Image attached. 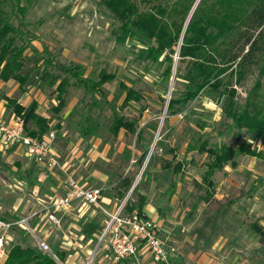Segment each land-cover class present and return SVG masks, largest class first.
Wrapping results in <instances>:
<instances>
[{
    "label": "rangeland",
    "instance_id": "1",
    "mask_svg": "<svg viewBox=\"0 0 264 264\" xmlns=\"http://www.w3.org/2000/svg\"><path fill=\"white\" fill-rule=\"evenodd\" d=\"M133 1L140 11H145L154 4H165V0ZM20 6L26 8L24 21L29 35L34 37L31 39L28 34L22 36L21 41L28 43L26 55H31L35 49L46 57L43 50L47 49L58 63L81 65L84 76L92 80L97 79L102 69L115 76L113 81L105 83L100 92L94 95L76 86L75 80L70 79L66 105L58 114L51 111L55 104L54 86L32 90L34 93L30 97L33 98L38 93L48 101L45 103L49 108L41 107L39 113L48 116L50 129L55 133V151L61 156L68 152L70 154L73 148L72 156L80 152L73 177L77 179L78 174H83V181L85 168L89 167L107 172L108 175L114 174L113 182L118 176L134 177L133 184L137 185L144 165L154 150L155 158L149 169L152 179L139 185V193L145 195L147 204L153 205L155 211L160 210L170 222L167 223L166 230L169 233H164V238L167 240L166 250L175 260L174 264H195L188 258V254L193 252L205 253L214 263L264 264V243H260L251 230V225L255 223L264 229V143L260 145L262 149L256 159L245 156L235 159L236 166H241L242 171L237 167H227L225 171L215 172L214 196L207 201L200 200L206 191L201 183V174L208 157L196 151L185 155L184 150L191 141L208 133L212 126L218 125L222 118L220 104L200 96L173 116L167 117L166 104L174 86L176 92H181L184 89L183 83L173 80L170 88V81L168 85L162 82L161 66L139 58L141 46L138 43L129 39L119 42L118 22L105 10L100 0H21ZM14 24H17L16 20ZM244 79L242 87L234 86V102L237 105L247 100L250 103L264 102V52L259 54L257 66ZM223 81L225 84H233V77L227 74ZM120 83L140 94L141 99L129 101L121 108L125 95L119 88ZM11 87L12 85L0 87V98L5 96L4 89L9 90ZM19 95L20 90L11 98L18 99ZM50 99L54 102H50ZM9 111L6 109V112ZM114 111L136 120L139 129L145 130L144 137L150 143V150L141 169L134 163L140 152L134 147L135 136L121 130L116 137H112L108 130ZM95 123L97 128L94 135L84 136L82 128ZM149 124H156L155 132L147 129ZM26 128L29 130V127ZM241 136L246 138L244 134ZM242 137L234 131L222 137L207 135L201 141L206 139L211 145L222 142L236 148ZM157 142L161 143L162 150L156 146ZM126 147L132 153L128 161H123L121 153ZM90 148L97 154L100 153L103 159L93 155L80 163L81 159L87 157ZM162 160L183 162L181 170L175 176H168L162 168ZM8 162L4 163L0 159V165L26 164L21 155H15ZM35 164L38 165L36 161ZM8 178V181H12L10 174ZM171 181L175 187L169 190ZM90 185L96 186L94 181ZM109 192L105 190L108 197ZM130 194L131 192L129 196ZM116 202V206L121 203ZM193 206L196 207L195 210H192ZM107 220L104 217V225ZM90 224V220L80 224L78 235L82 233L83 237L75 238L73 234L76 232L72 231V235L66 232L68 221H64L63 232L57 231L51 236L52 244L46 243L50 249L47 254L57 264H135L130 260L122 262L112 258L107 251V241L102 238L104 225L99 228L96 237H92L94 229ZM64 236L67 237L64 239L66 242L80 246L63 250L59 246ZM27 240L28 246L34 247L31 242L35 240L29 232ZM213 242V247L210 248ZM56 250L64 252L63 262L54 256ZM172 252L175 253L174 256ZM147 261H150L148 257L143 258L141 264Z\"/></svg>",
    "mask_w": 264,
    "mask_h": 264
},
{
    "label": "trees",
    "instance_id": "2",
    "mask_svg": "<svg viewBox=\"0 0 264 264\" xmlns=\"http://www.w3.org/2000/svg\"><path fill=\"white\" fill-rule=\"evenodd\" d=\"M20 3L21 0H0L1 81H13L22 94L31 88L54 86L55 105L51 107V111L58 114L66 105L70 79H74L76 86L92 95L100 92L105 83L115 79L113 73L102 69L97 79L92 80L84 76L81 65L58 63L47 49L43 50L46 57L35 49L31 55H26L28 43L21 39L23 35H29V32L24 21L26 8L20 6ZM100 3L118 22L119 42L129 39L138 43L141 46L138 51L139 58L162 67L163 83L168 85L173 71V80L183 83L184 89L181 92H176L174 86L171 98L166 104L167 117L173 116L200 96L220 104L222 118L218 125L212 126L208 133L191 141L184 150L185 155L197 151L208 157L206 170L202 174V184L206 191L205 196L200 198L207 201L213 194L211 176L214 170L221 169L226 164L235 165V159L239 155H260L251 149L246 140L232 148L222 142L211 145L206 139H201L207 135L222 137L241 129L264 139V110L251 111L248 100L242 108L234 102V86L240 85L244 77L252 72L257 66L259 54L264 52V0H165V4H154L145 11H140L133 0H100ZM14 20L17 21L16 25ZM29 37L34 39L32 35ZM227 74L233 77V84L224 83L223 78ZM119 88L125 95L121 108L129 101L141 99L140 94L124 83H120ZM2 99L6 102V109L20 117L25 127L32 125L31 129L26 128L28 135L41 138L51 130L49 120L38 114L36 101L32 100L27 106H23L14 98L4 96ZM96 128V123L86 126L82 128V134L91 137ZM147 129L155 132L156 124H149ZM108 130L112 137H116L121 130L135 136L134 147L140 152L134 163L141 169L150 150V143L144 137L145 130L139 129L136 120L115 111ZM156 146L162 150L161 143L157 142ZM131 153L129 148H124L121 153L122 160L128 161ZM153 153L154 150L144 165L139 182L124 204L125 212L143 214L146 197L139 193V185L152 179L149 169L155 158ZM162 162V168L171 177L181 170L183 163H173L171 160ZM113 176L114 174L110 175L108 195L122 202L132 187L134 177L118 176L113 182ZM173 186L172 182L171 187ZM11 229L21 236L22 244H15L10 248L4 264H57L49 254L41 252L35 246H28L26 230H21L18 226H12ZM251 230L263 244L264 229L255 223L251 225ZM54 256L60 262L64 261V252L56 250ZM171 262L174 264L172 258Z\"/></svg>",
    "mask_w": 264,
    "mask_h": 264
},
{
    "label": "crops",
    "instance_id": "3",
    "mask_svg": "<svg viewBox=\"0 0 264 264\" xmlns=\"http://www.w3.org/2000/svg\"><path fill=\"white\" fill-rule=\"evenodd\" d=\"M243 82L245 83V79L241 82L240 84L241 87L243 85ZM13 83L14 82L11 80L7 82L0 80V87L3 86L4 88V87H10L12 85L11 89L9 90L4 89L5 91L4 95L6 97L11 98L16 91H19L18 85L16 83L15 84ZM32 90L35 91V88H31L28 92L24 94L20 93L18 99L16 100L23 106H27L32 100L36 101L38 106L37 107L38 114L48 119V116L39 113L41 107H45L47 109L49 108V106L47 107L45 103L48 101L38 93H36L33 96V98L30 97L34 93L32 92ZM50 100H51L50 102H54L52 99ZM5 104H6L5 100L0 98V120L8 121L14 113L11 110L9 112H6ZM248 104H249V109L251 111L254 110L255 112H259L260 110H264V102L255 101L250 103L248 101ZM54 105L55 104H53V106ZM245 105L246 102H242L239 103L238 106L239 108H242ZM27 127L31 129L32 125L28 124ZM236 133L239 135V137H242L241 134H244L246 138L242 137L243 139L241 141L246 140L247 142H249L251 149H254L256 152H259L260 154V150L262 149L260 145L264 143V139L255 137L251 132H249L246 129H241L240 131H236ZM74 149L75 148L70 150L71 152L70 154L68 152L66 154L67 156L65 154L61 156L54 149L55 153L58 154L59 157H62L60 159L61 163H66L68 165L67 172L73 175L74 173H76L75 171L76 168H74L75 163L78 161L77 159L80 156L79 154L80 152L75 154V156L71 155V153L74 152ZM15 155H21L25 159L26 164L20 166L18 164L12 166H9L10 164L3 165L5 162L9 163L8 161ZM93 155H96L97 157L103 159V156L100 153L97 154L94 149L90 148L88 150V153L86 154L87 157L81 159L80 163L85 162L87 158L89 157L91 158ZM241 156L244 157L245 155H239L237 157H241ZM245 157H250L253 159L257 158L253 156L252 157L245 156ZM0 159H3L4 162L2 165H0V218L1 219L9 222L19 221L20 219H27V224L33 230L34 234L38 238L43 240L45 243L48 242L49 244H52L51 236L54 233H56L57 231L63 232L62 223L64 221H68V228L65 229L68 234L72 235V231L77 233V234L76 233L73 234V237L75 238H77V236H79V238L83 237L82 233H79L78 235V232L80 231V228L78 226H80V224L84 223L85 221L90 220L91 223H93V226H91L94 229L91 233L92 237H96L97 232L100 231L99 228L100 229L103 228L105 216H103L99 211H96L93 208L88 209L87 212H85L84 214L78 213L76 210H73L72 212L68 213L62 218L59 226H55L51 224L47 219L48 213L45 209H43L42 204L46 203L49 198L60 196L64 193L66 189V179H67L66 174L64 172H61V170H52L48 172L45 176H41L42 171L37 164L34 165L35 161L31 158L26 157L23 150L15 146H12L3 151L0 150ZM227 167H233V168L237 167L239 171L243 170L241 166H236V164L235 165L226 164L221 169H216L213 171V174L211 176V181L213 182V184H214L213 176L215 172L222 171L224 169L227 170L226 169ZM85 169L86 172H84L85 173L84 180L81 181L83 178V174L82 175L78 174L77 179L80 181V183L89 187H92L90 185V182L94 181V183L96 184L95 187L102 188L103 189L102 204L107 211H112L113 208L117 205L116 199L110 198L105 194V190H108V186H110L109 184L110 175H108L107 172L100 171L95 168L89 169L88 167ZM205 170L206 167L203 170V172ZM9 174L11 175L12 181H8ZM202 174H201V183H202ZM171 184L172 182H170L168 185L169 190H172L175 187V184L173 187H171ZM214 187H213V191H214ZM213 196H214V192L212 194V197ZM154 205L157 204L154 203ZM193 207L192 210H195L196 207L195 209H193ZM142 212L145 216L154 220V222L157 224L159 228V233L161 238L164 241H167L164 238V233H169L168 231L166 232L167 223H170L167 219V216L164 215L160 210L155 211L153 205L147 204V198H146V204L143 207ZM18 228L21 230H25L21 226H18ZM64 239H67V237L66 236L63 237V241H61L59 246L63 250L75 249L76 246L78 247L80 246L77 243L73 244L71 242H66ZM15 244H22L21 236L18 235V233L15 230L10 229L7 234V243H6L7 254L10 248ZM213 244L214 242L210 244V248L213 247ZM31 245L37 247L36 242H31ZM170 249L176 251L175 248L170 247ZM179 253L180 252L178 251V257L179 256L181 257V254L179 255ZM7 254L5 257H0V264H4ZM174 254L175 253H173V256ZM175 256L177 259L178 258L177 255ZM188 258L195 264H220V263L212 262V259H208L205 253H201V252L189 253ZM144 264H152V263L151 261L149 262L147 261Z\"/></svg>",
    "mask_w": 264,
    "mask_h": 264
},
{
    "label": "built area",
    "instance_id": "4",
    "mask_svg": "<svg viewBox=\"0 0 264 264\" xmlns=\"http://www.w3.org/2000/svg\"><path fill=\"white\" fill-rule=\"evenodd\" d=\"M55 133L50 130L41 138L28 135L23 120L15 114L8 121L0 120V150L12 146L23 150L26 157L38 163L45 176L52 170H61L66 174V189L60 196L51 197L43 203V209L48 213L47 219L59 226L62 218L76 210L84 214L88 209L99 211L108 220L105 222L102 238L107 241V251L117 261L130 260L141 264L148 257L152 264H172L171 256L166 250L165 241L161 238L159 228L154 220L137 212H125L124 200L107 211L102 204L100 187L86 186L73 174L67 172L68 165L61 163L60 157L54 151ZM12 226H21L33 236L37 248L43 253H50L48 245L38 238L28 226L27 219L9 222L0 218V257H5L7 234Z\"/></svg>",
    "mask_w": 264,
    "mask_h": 264
},
{
    "label": "water",
    "instance_id": "5",
    "mask_svg": "<svg viewBox=\"0 0 264 264\" xmlns=\"http://www.w3.org/2000/svg\"><path fill=\"white\" fill-rule=\"evenodd\" d=\"M188 21V20H187ZM176 59H177V57H176ZM173 75H174V71H173V74H172V76H171V79H170V88H171V85H172V81H173ZM135 183L132 185V187H131V189H130V191H129V193L133 190V188L135 187ZM97 249V247L95 248V250Z\"/></svg>",
    "mask_w": 264,
    "mask_h": 264
}]
</instances>
